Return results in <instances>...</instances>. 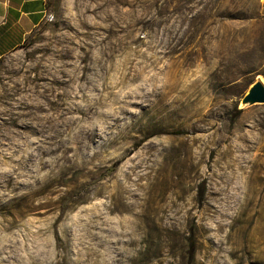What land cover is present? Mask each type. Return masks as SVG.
Segmentation results:
<instances>
[{
    "label": "rangeland",
    "instance_id": "obj_1",
    "mask_svg": "<svg viewBox=\"0 0 264 264\" xmlns=\"http://www.w3.org/2000/svg\"><path fill=\"white\" fill-rule=\"evenodd\" d=\"M256 79L264 0H46L0 59V264H264Z\"/></svg>",
    "mask_w": 264,
    "mask_h": 264
},
{
    "label": "crops",
    "instance_id": "obj_2",
    "mask_svg": "<svg viewBox=\"0 0 264 264\" xmlns=\"http://www.w3.org/2000/svg\"><path fill=\"white\" fill-rule=\"evenodd\" d=\"M46 0H0V59L20 47L43 20Z\"/></svg>",
    "mask_w": 264,
    "mask_h": 264
},
{
    "label": "water",
    "instance_id": "obj_3",
    "mask_svg": "<svg viewBox=\"0 0 264 264\" xmlns=\"http://www.w3.org/2000/svg\"><path fill=\"white\" fill-rule=\"evenodd\" d=\"M242 107L255 105H264V84L261 80L256 79L248 88L240 100Z\"/></svg>",
    "mask_w": 264,
    "mask_h": 264
},
{
    "label": "bare ground",
    "instance_id": "obj_4",
    "mask_svg": "<svg viewBox=\"0 0 264 264\" xmlns=\"http://www.w3.org/2000/svg\"><path fill=\"white\" fill-rule=\"evenodd\" d=\"M105 209H107V208H105ZM107 210H108V209H107ZM107 210H106V211H107ZM109 210H110V209H109ZM107 212H108V211H107ZM101 230H102V229H101ZM103 232H104V231H103ZM102 237H103V234H102V236L100 237V235H98V233H97L96 235L93 236L92 240H93V241H94V240H95V241H96V240H101ZM104 237H105V235H104ZM98 243H99V242H98ZM98 243H97V244H98ZM98 245H99V244H98ZM12 254H13V253L7 251V257H8V259L12 257ZM14 255H15V254H14ZM13 257H14V256H13ZM13 257H12V258H13Z\"/></svg>",
    "mask_w": 264,
    "mask_h": 264
}]
</instances>
